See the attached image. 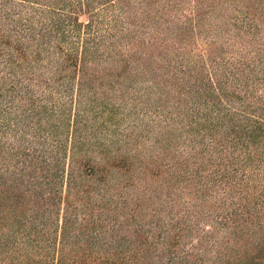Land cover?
<instances>
[{
	"label": "trees",
	"instance_id": "trees-1",
	"mask_svg": "<svg viewBox=\"0 0 264 264\" xmlns=\"http://www.w3.org/2000/svg\"><path fill=\"white\" fill-rule=\"evenodd\" d=\"M117 1L0 0V73H5L0 75V178L17 180L15 175L31 166L30 172L39 169L46 178L30 179L24 191L39 205L21 210V217L16 206L4 208L0 202V264L7 259V264H264V96L249 90L264 88V51L251 64L235 68L223 62L221 72L201 76L194 96L203 102L182 111L193 112L195 124L212 111L217 114L209 118L217 123L222 118L234 123L231 142L243 151L240 167L248 171L237 176V168L217 169L203 177L200 163L189 173L198 180L189 191L196 200L190 204L173 203V186L185 174L176 167L162 189L146 183L144 190L124 195L135 181L127 177L128 159L118 152L148 126L138 115V101L148 97L138 92L137 84L146 78L136 65L148 58L137 61L145 54L139 49H112L132 35L121 33ZM120 1L128 12L134 8L129 0ZM203 13L200 2L194 13L198 23ZM249 27L253 33L256 26ZM130 116L138 123L126 132L121 123ZM141 167L145 173V163ZM118 168L123 177L116 179ZM154 201L159 202L151 208ZM97 207L107 229L103 223L93 229ZM56 209L65 212L53 223ZM210 214L211 223L200 226ZM9 224L26 226L30 237L25 235L24 245ZM133 224L134 236L127 238L122 231Z\"/></svg>",
	"mask_w": 264,
	"mask_h": 264
},
{
	"label": "rangeland",
	"instance_id": "rangeland-1",
	"mask_svg": "<svg viewBox=\"0 0 264 264\" xmlns=\"http://www.w3.org/2000/svg\"><path fill=\"white\" fill-rule=\"evenodd\" d=\"M129 1L134 5L129 12L128 7H124V1L120 0L114 6V11L119 18L123 19L124 26L121 33H127L130 30L132 35L126 40L117 41L116 47L112 49L124 52L139 49L145 54L141 52L137 61L141 57L148 58L146 62L136 63L139 69L145 72V77L140 78H146L137 84L138 92L141 97L144 95L148 97L138 101V115L142 117L143 123L148 122V126L142 132L144 135L136 137L132 145H125L118 152L120 156H126L128 159L131 167L127 177L135 181L124 195L144 190L143 185L146 183L150 189H162V181L176 167L175 170L182 169L185 174L179 183L173 186V193H175L173 203L177 205L182 202L195 203L196 200L189 191L193 190L192 186L197 185L195 183L198 180L196 177L190 179L189 177L192 178V176H189V173H192L200 163L203 165L198 168V171L203 177L216 174L217 169H227L229 173L232 168H237L236 175L239 176L242 171H248L249 168L240 167L244 161L243 151L239 145H233L231 142L236 136L235 132H230L234 123L223 118L217 123L216 120L209 118L217 114L212 111L207 120L195 124L193 112L183 115L182 111L190 107L196 109V103L203 102L204 97L194 96L197 82L203 79L201 76L207 77L214 71L221 72L223 62L235 68L242 67L244 63L251 64L252 59H257L256 57L264 51V0H148L147 4L141 6L137 5L139 0ZM199 1L204 9L201 23H198L199 19L194 15ZM209 4L214 8L210 9ZM245 15L248 17L245 18ZM86 17V15L80 16V18ZM251 25L256 26L253 33L248 32ZM113 31L116 32V28ZM111 47L112 45H107L106 48L110 50ZM45 59L47 58L44 56V60L40 61L41 64H44ZM169 66H172L171 72L168 70ZM253 68L259 74V64L256 63ZM0 75L4 76L5 73L2 72ZM147 87L153 88L142 91ZM233 87L231 84L227 85L229 91ZM263 89L261 86L255 89L249 87L255 96H264ZM257 103L259 102H254V105ZM232 107L236 110L238 108L236 104ZM136 122L138 123L136 117L130 116L122 121L121 127L124 131L131 132L130 125ZM63 156L64 154L61 155V161L64 160V163H67ZM143 162L147 166L145 173H142ZM8 168H15V165L9 164ZM155 168L159 169L158 174L152 173ZM30 170H25L22 176L15 175L17 180L8 177L0 178V202L3 203L4 208L16 206V217H21L19 214L21 210L25 212L29 207L36 209L39 205L31 199L30 190L24 191V189H30V179L45 181L46 178L39 169L34 172ZM122 171L121 168L114 171L116 179L123 177ZM201 182L199 181L198 184ZM38 186L36 183V187ZM213 190L221 191L218 185H214ZM163 195L162 191L161 196ZM4 199L9 201L5 202ZM160 199L163 201V198L160 197ZM158 202L154 201L151 208ZM60 208L63 209V204ZM177 210L178 215H181L182 210ZM64 212V210L56 209V213L51 216L53 223ZM93 213L95 218L92 221L97 225L93 229L98 230L103 223L101 217L104 213L98 207ZM212 215L210 214L207 219H201L199 225L210 224ZM147 217L144 216V218ZM26 221L27 219L24 223L27 225ZM9 225V228L17 233L16 239L19 241L26 240L25 235L30 237L26 226ZM103 225L106 226L105 222ZM134 227L133 224L124 228L122 234H125L127 238L133 237ZM52 228L53 224L49 230L51 231ZM4 229L8 231V227ZM195 239L196 236H192L190 242H195ZM186 243L189 246V241ZM77 247H79L78 244ZM152 258L155 259L154 256ZM9 262L10 260L7 259L5 264Z\"/></svg>",
	"mask_w": 264,
	"mask_h": 264
}]
</instances>
